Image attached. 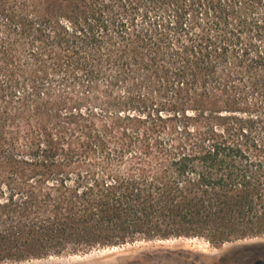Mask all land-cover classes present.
<instances>
[{
    "label": "trees",
    "instance_id": "1",
    "mask_svg": "<svg viewBox=\"0 0 264 264\" xmlns=\"http://www.w3.org/2000/svg\"><path fill=\"white\" fill-rule=\"evenodd\" d=\"M259 237L264 0H0V264Z\"/></svg>",
    "mask_w": 264,
    "mask_h": 264
},
{
    "label": "rangeland",
    "instance_id": "2",
    "mask_svg": "<svg viewBox=\"0 0 264 264\" xmlns=\"http://www.w3.org/2000/svg\"><path fill=\"white\" fill-rule=\"evenodd\" d=\"M229 253L250 255L264 264V237L238 241L237 244L229 243L220 247L210 246L200 239L140 242L118 248L73 255L77 258L86 259L81 261L82 263L69 262V264H86V261H88L87 264H213L217 259ZM71 257L72 255L52 257L56 261L48 264H68L66 261L58 260ZM38 261L46 262L48 258ZM24 263L26 262L18 264Z\"/></svg>",
    "mask_w": 264,
    "mask_h": 264
},
{
    "label": "bare ground",
    "instance_id": "3",
    "mask_svg": "<svg viewBox=\"0 0 264 264\" xmlns=\"http://www.w3.org/2000/svg\"><path fill=\"white\" fill-rule=\"evenodd\" d=\"M92 258V257H91ZM58 259V258H57ZM86 259V258H85ZM85 259H83V258H77L76 256H72L71 258H68V259H65V260H62V259H59L58 261H61V262H64V261H66V262H68V264H69V262H79V263H82L81 261H84ZM89 259H90V257H89ZM89 259H87V260H89ZM44 261V260H43ZM53 261H56V259L55 258H52V257H50V258H48V261H46V262H41V261H38V260H33V261H31V262H26V263H24V264H48V263H51V262H53ZM92 261V260H91ZM87 263H88V261H86ZM57 263V262H56ZM86 263V264H87ZM92 263V262H91ZM55 264V263H54ZM60 264V263H59ZM71 264V263H70Z\"/></svg>",
    "mask_w": 264,
    "mask_h": 264
},
{
    "label": "water",
    "instance_id": "4",
    "mask_svg": "<svg viewBox=\"0 0 264 264\" xmlns=\"http://www.w3.org/2000/svg\"><path fill=\"white\" fill-rule=\"evenodd\" d=\"M238 242H234V243H232V244H237Z\"/></svg>",
    "mask_w": 264,
    "mask_h": 264
}]
</instances>
